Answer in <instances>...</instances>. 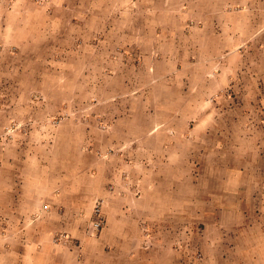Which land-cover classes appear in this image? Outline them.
Wrapping results in <instances>:
<instances>
[{
  "label": "rangeland",
  "instance_id": "1",
  "mask_svg": "<svg viewBox=\"0 0 264 264\" xmlns=\"http://www.w3.org/2000/svg\"><path fill=\"white\" fill-rule=\"evenodd\" d=\"M164 2L161 10L162 0H0L15 28L11 44L0 43L7 53L0 57V173L9 171L6 152L23 147L39 162L77 156L79 185L87 161L97 167L114 158L145 162V178L171 181L167 159L181 156L187 182L172 179L181 208L162 218H188L190 232L170 258L158 243L163 259L155 261L264 264V0ZM21 13L28 18L17 19ZM63 124L77 128H42ZM212 198L235 211L218 217ZM105 204L92 200L82 221L88 238L100 231ZM76 216L84 219L81 210ZM97 218L101 227L92 232ZM140 226L144 241L155 237ZM74 241L64 232L51 239L86 251Z\"/></svg>",
  "mask_w": 264,
  "mask_h": 264
},
{
  "label": "crops",
  "instance_id": "2",
  "mask_svg": "<svg viewBox=\"0 0 264 264\" xmlns=\"http://www.w3.org/2000/svg\"><path fill=\"white\" fill-rule=\"evenodd\" d=\"M108 1L120 4L128 0ZM164 1L159 4L161 10L167 7ZM146 6L149 11L153 7L152 3ZM13 16L11 12L0 13V43L4 47L11 44L9 37L15 28L8 20ZM15 16L20 20L28 18L26 13ZM21 32L24 33L22 28ZM6 54V48H2L0 57H6ZM42 128L58 133L77 127L63 124L56 129L46 125ZM29 155L28 151H23V147L22 150L13 148L5 154L9 171L5 177L0 173V230L4 231L0 232V264H158L159 261L155 260L163 257L158 256L155 249H162V243L167 244L165 257L170 258L174 244L183 242L184 236L190 232L188 218L185 221L182 217L170 221L162 218L177 214L181 208V202H177L176 198L178 194L175 193L178 192V183L172 181L180 176L183 183L187 182L184 177L189 176V168L177 166L178 160L183 158L181 156L167 159L173 167L167 177L171 181L145 178L141 172L145 170L142 165L147 167L145 162L135 161L126 165L119 158H114L104 166L97 167L91 165V160L87 161L86 171L89 174H85L84 185H79L77 156L67 159L61 156L60 161L44 158L39 162ZM16 165H21V171L16 170ZM92 170L96 177L92 176ZM177 172H181L180 175H173ZM232 174L229 173V176ZM237 179V175L232 178L235 189L238 187ZM109 186H112L111 192L107 191ZM213 190V194L208 192L207 195L216 196V188ZM96 197L104 199L107 205L103 210L100 231L95 237L88 238L84 235L83 222L89 218L91 202ZM204 201L207 200L204 198ZM211 202L213 207L210 211L217 212L218 217L223 211H235L231 206V209L224 207L223 203L228 202L222 199L212 198ZM80 210L84 213L81 222L76 216ZM212 220L216 225V216ZM141 223L154 229L155 237L144 241ZM175 229H181L182 233L176 241L172 236ZM57 232H64L77 240L73 243H77L78 247L84 245L85 249L87 244L86 251L54 246L51 239ZM164 232L167 233L160 235ZM186 239L188 241L189 238ZM166 263L163 261L162 264Z\"/></svg>",
  "mask_w": 264,
  "mask_h": 264
},
{
  "label": "built area",
  "instance_id": "3",
  "mask_svg": "<svg viewBox=\"0 0 264 264\" xmlns=\"http://www.w3.org/2000/svg\"><path fill=\"white\" fill-rule=\"evenodd\" d=\"M103 202L102 201H99V202H96L95 203V205H94V211H95V213L97 212L98 213V209H99V206L102 204ZM91 227V231L92 232H96V231H98L99 229H100V227H101V221H100V219H94L92 222H91V225H90ZM62 237V236H61ZM55 240H57V242H65L66 240L64 239L63 241H60V240H62L61 238H58V239H55Z\"/></svg>",
  "mask_w": 264,
  "mask_h": 264
}]
</instances>
